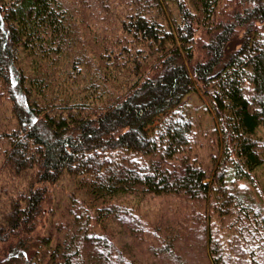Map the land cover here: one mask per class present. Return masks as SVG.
I'll return each mask as SVG.
<instances>
[{
  "label": "trees",
  "instance_id": "obj_1",
  "mask_svg": "<svg viewBox=\"0 0 264 264\" xmlns=\"http://www.w3.org/2000/svg\"><path fill=\"white\" fill-rule=\"evenodd\" d=\"M223 2L0 0V98L14 122L0 130L3 163L31 172L0 225V264H39L42 250L49 264H136L93 227L150 193L206 208L149 248L153 264H264V204L228 188L264 178V0H231L225 14ZM197 88L219 135L212 174L164 163L190 143L180 105ZM62 177L78 211L52 243L36 231Z\"/></svg>",
  "mask_w": 264,
  "mask_h": 264
},
{
  "label": "rangeland",
  "instance_id": "obj_2",
  "mask_svg": "<svg viewBox=\"0 0 264 264\" xmlns=\"http://www.w3.org/2000/svg\"><path fill=\"white\" fill-rule=\"evenodd\" d=\"M223 5V6H222ZM221 5V10L224 14L231 8V0H226ZM223 14V15H224ZM94 15V14H93ZM197 42V49L205 43V36ZM204 39V40H203ZM180 110L188 112L193 121L190 143L184 148L183 152L170 160H165L167 167H178L180 160L187 159L213 173L220 156V142L217 132V125L214 119V114L208 109V100L203 92L197 88L196 92L187 94L180 105ZM14 125L10 116V103L5 99L4 95L0 98V130L10 128ZM259 137L264 138V128H259ZM7 147L6 142L0 139V225L5 223V212L11 207V199L15 194L23 192L28 185L31 172L15 174L7 165L3 163L4 152ZM126 153L118 151V157L124 159ZM132 155V154H130ZM139 159L141 156L137 155ZM255 178L259 185L253 186L245 180H241L228 185V188L233 192L245 193L254 201L264 204V178L261 170H256ZM70 180L62 177L49 189L52 190L53 203L46 204L51 209L39 221L40 231H36L41 236L52 238V243H55L58 238H62L65 228L68 226L72 214H75L78 209L73 207L70 198ZM256 188H258L256 190ZM260 188V189H259ZM132 198L120 199V206L123 200L126 202L129 213L124 216V220L117 221L118 218L108 220L106 223H96L94 230L104 234L110 238L112 244L121 253L126 256H133L136 264L144 262L154 263L155 259L151 255V248L164 245V240L169 236L168 231L174 227H182L183 224H193L194 214L202 215L203 211L206 214L205 202H196L189 200L181 195L176 194H144L139 199L130 201ZM207 205V204H206ZM200 211L202 213H200ZM72 215V216H71ZM192 219V220H191ZM196 223H194L195 225ZM192 227V226H189ZM193 228V227H192ZM177 229V228H176ZM174 233V230H173ZM177 233V232H176ZM56 240V241H55ZM179 243L175 244L174 251L177 253L181 249ZM4 246L1 245V248ZM46 250L38 252V259H42L39 264H49ZM42 255V256H41ZM183 257V256H182ZM158 264H173L167 258H161ZM189 264H200L199 259L190 260Z\"/></svg>",
  "mask_w": 264,
  "mask_h": 264
}]
</instances>
